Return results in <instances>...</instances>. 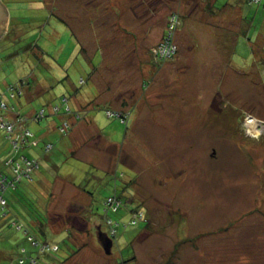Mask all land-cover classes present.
Here are the masks:
<instances>
[{"label":"rangeland","instance_id":"1","mask_svg":"<svg viewBox=\"0 0 264 264\" xmlns=\"http://www.w3.org/2000/svg\"><path fill=\"white\" fill-rule=\"evenodd\" d=\"M0 2V264H264V0Z\"/></svg>","mask_w":264,"mask_h":264},{"label":"built area","instance_id":"2","mask_svg":"<svg viewBox=\"0 0 264 264\" xmlns=\"http://www.w3.org/2000/svg\"><path fill=\"white\" fill-rule=\"evenodd\" d=\"M172 21H175V17L172 19ZM170 37H171V32L168 33L167 38H166V42H162L161 43L162 45H161L160 48L163 47V49H160V50L158 49L157 51H155V56L157 58H159L160 60L163 59V58H166V57H170L172 55L171 54V50L168 48V47H170L169 46V44H170V42H169ZM157 55H159V57ZM1 106L4 107V105H1ZM0 127L3 128V129H5L6 132H11L12 130L13 131L15 130V129H13L11 127L10 124H7V122L5 123V122H1L0 121ZM17 130L22 132L23 128H18ZM22 135H25V133H23ZM27 164H28L27 169L31 168V163L28 162ZM22 167L23 166H20V168H22ZM0 179L3 180V181L5 180L4 177H1ZM19 261H20V264H27V261L24 258H21Z\"/></svg>","mask_w":264,"mask_h":264},{"label":"crops","instance_id":"3","mask_svg":"<svg viewBox=\"0 0 264 264\" xmlns=\"http://www.w3.org/2000/svg\"><path fill=\"white\" fill-rule=\"evenodd\" d=\"M52 168L53 169H55V166L53 165L52 166ZM37 181L39 182L38 184H35L34 186H39V185H41L42 186V188L43 189H39L42 193H44V196H47V190H48V192L49 191H52L53 190V185H54V183L56 182V181H58V178L57 179H55V180H53L52 181V178L51 177H49V176H47V173L45 172L44 174H42V175H40V176H38L37 177ZM26 191H27V193H28V186L26 185ZM85 206V205H84ZM87 206V205H86ZM51 235H56L55 233H53V232H51L50 233ZM67 236H68V234H67ZM55 258H56V256H55ZM43 261V263L44 264H49V262H48V260H42ZM63 263V262H62ZM60 261H57V262H55V263H53V264H62Z\"/></svg>","mask_w":264,"mask_h":264},{"label":"water","instance_id":"4","mask_svg":"<svg viewBox=\"0 0 264 264\" xmlns=\"http://www.w3.org/2000/svg\"><path fill=\"white\" fill-rule=\"evenodd\" d=\"M8 23V12L7 9L0 2V36L5 33ZM101 245L103 250L108 254L110 252L111 241L110 240H101Z\"/></svg>","mask_w":264,"mask_h":264},{"label":"bare ground","instance_id":"5","mask_svg":"<svg viewBox=\"0 0 264 264\" xmlns=\"http://www.w3.org/2000/svg\"><path fill=\"white\" fill-rule=\"evenodd\" d=\"M248 121H247V126H248V128L249 129H252V130H255V126H256V121L254 120V119H252V118H248L247 119ZM258 124V123H257Z\"/></svg>","mask_w":264,"mask_h":264},{"label":"trees","instance_id":"6","mask_svg":"<svg viewBox=\"0 0 264 264\" xmlns=\"http://www.w3.org/2000/svg\"><path fill=\"white\" fill-rule=\"evenodd\" d=\"M5 106H6V105H5ZM5 106H4V107H5Z\"/></svg>","mask_w":264,"mask_h":264}]
</instances>
